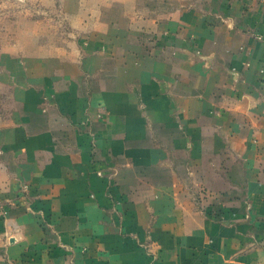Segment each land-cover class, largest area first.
Wrapping results in <instances>:
<instances>
[{
  "label": "crops",
  "instance_id": "crops-1",
  "mask_svg": "<svg viewBox=\"0 0 264 264\" xmlns=\"http://www.w3.org/2000/svg\"><path fill=\"white\" fill-rule=\"evenodd\" d=\"M80 12L0 55V264H264V1Z\"/></svg>",
  "mask_w": 264,
  "mask_h": 264
},
{
  "label": "rangeland",
  "instance_id": "rangeland-1",
  "mask_svg": "<svg viewBox=\"0 0 264 264\" xmlns=\"http://www.w3.org/2000/svg\"><path fill=\"white\" fill-rule=\"evenodd\" d=\"M89 0H0V55L27 47H67L79 37Z\"/></svg>",
  "mask_w": 264,
  "mask_h": 264
},
{
  "label": "built area",
  "instance_id": "built-area-1",
  "mask_svg": "<svg viewBox=\"0 0 264 264\" xmlns=\"http://www.w3.org/2000/svg\"><path fill=\"white\" fill-rule=\"evenodd\" d=\"M5 213H6V211L4 209V205H3L2 201H1V194H0V216L4 215Z\"/></svg>",
  "mask_w": 264,
  "mask_h": 264
}]
</instances>
